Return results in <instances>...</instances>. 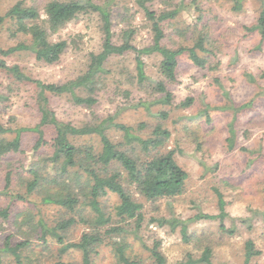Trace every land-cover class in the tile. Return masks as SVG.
<instances>
[{
    "label": "trees",
    "instance_id": "trees-1",
    "mask_svg": "<svg viewBox=\"0 0 264 264\" xmlns=\"http://www.w3.org/2000/svg\"><path fill=\"white\" fill-rule=\"evenodd\" d=\"M31 1L17 0L4 13L0 12V36L5 27L11 38H21L13 46L0 47V71L7 74L11 83L30 84L36 89L39 114L38 122L31 127L10 126L0 121V195L8 198L5 205H0V221L10 224L12 219L25 227L19 229L24 232L18 239H13L11 232L4 234L0 243V264H32V255L36 261L41 260L37 256L41 250L53 256L49 258L50 264H95L101 247L108 248L115 264H138L140 261L136 259L129 238L139 237L138 231L145 220L143 202L173 199L187 189L189 173L176 159L174 150L165 148L170 130L158 121L147 134L141 133L145 124L128 125L116 121L114 115L76 125L57 118L51 109L49 95L67 94L73 104L92 108L102 89L105 62L112 56L132 52L136 84L155 94L153 100L138 103L187 108L193 99L186 97L175 104L169 87L178 81L180 68L185 63L200 72L217 67L218 61L214 62L212 51L207 47L209 36L203 29H193L190 45L181 42L170 45L174 34L185 35L190 28L187 25L170 31L171 19L177 17L182 7L177 3L170 8V0H133L143 12L152 35L151 43L143 47L132 43L135 33L132 27L120 30L119 43L113 41L111 16L117 0ZM161 1L165 5L156 7ZM228 1L233 10H241L243 0ZM257 1L259 11L255 23L245 29L258 32L261 43L264 39V0ZM192 3L195 6L197 0ZM89 13L99 16L101 48L89 54L87 67L79 75L61 83L43 82L25 74L19 65H9L3 59L15 52L29 51L39 62L57 63L68 42L55 39L53 35L80 14ZM152 53L160 57L156 81L148 77L142 58ZM7 99L8 96L0 91V104ZM169 112L168 108L154 114L165 120ZM48 130L52 131L51 135H47ZM25 132H34L37 136L28 149L22 146ZM228 134L227 146L232 149L235 144L233 123L229 124ZM213 189L218 213L199 212L194 218L217 220L218 232L233 236L235 227H226L223 222L227 216L226 202L222 193ZM17 202L23 206L16 207ZM149 221L157 226H174L179 222L164 217H150ZM242 221L250 226L248 220ZM181 234L188 239L185 224L181 226ZM32 237L41 243L33 245ZM35 246L40 247L39 251ZM143 247L151 264H167L160 241ZM212 253L213 248L207 243L199 257L187 254L175 264H213ZM261 254L253 239L248 238L243 244L241 264H249ZM64 257L65 260L61 259Z\"/></svg>",
    "mask_w": 264,
    "mask_h": 264
},
{
    "label": "rangeland",
    "instance_id": "rangeland-1",
    "mask_svg": "<svg viewBox=\"0 0 264 264\" xmlns=\"http://www.w3.org/2000/svg\"><path fill=\"white\" fill-rule=\"evenodd\" d=\"M16 1L2 0L0 12L4 13ZM177 3H181L182 7L177 17L171 19L170 31L187 25L190 28L185 35L174 34L170 45L179 42L190 45L192 30L203 29L209 36L207 47L212 51V58L214 62L218 61L217 67L208 71L200 72L186 63L180 68L178 81L169 89L174 94L175 104L191 97V106L174 108V105L139 104V101L153 100L155 94L136 84L132 52L112 56L105 62L102 89L92 108L73 104L67 94L49 95L50 106L58 119L76 125L114 115L116 121L128 125L142 122L145 128L141 133L147 134L158 121L170 130L165 148L174 150L176 159L189 173L187 189L173 199L144 201L136 195L144 201L145 214L138 231L139 237L129 238L136 259L140 261L138 264H151L143 245L152 246L154 241H160V250L167 264L184 260L187 254L199 257L207 243L213 248V264H241L243 244L248 238L253 239L262 252L249 264H264V39L260 43L258 32L245 29L255 23L259 2L243 0L239 11L233 10L228 0H197L195 6L192 0H170V8ZM164 5L162 1L156 3V7ZM111 21L114 42H120L118 35L121 29L132 27L135 29L134 45L143 47L151 43L147 20L133 0H117L112 8ZM100 25L99 16L89 13L80 14L61 28L53 38L65 39L68 46L55 64L39 62L29 51L15 52L3 59L9 65H19L25 74L34 79L64 82L82 73L89 62V54L100 50ZM20 39L11 38L4 27L0 47L6 49ZM142 58L148 77L152 81L158 80L160 57L152 53ZM0 91L8 96L0 104L2 123L31 127L38 122L36 89L32 85L11 83L7 74L0 71ZM168 108L170 112L165 120L154 114ZM250 118L251 122H248ZM232 123L235 144L231 149L226 138ZM51 134L52 131L48 130L47 135ZM36 138L34 132H25L22 136L23 148L28 149ZM214 187L222 193L226 202L227 216L223 222L226 227H235L233 236L220 234L217 220L194 218L199 212L218 213ZM110 199L113 201L114 197ZM7 201V197L0 195V205H5ZM21 206V202H17L16 207ZM150 217L173 218L179 222L174 226H157L149 221ZM242 219L248 220L250 226ZM10 221V224L0 221V243L8 232L14 235L13 239L20 238L24 232L19 230H24V226L12 222V219ZM182 224L186 225L187 240L181 234ZM80 232L81 228L76 231V237ZM31 241L33 245L41 243L36 237H32ZM35 249L39 251L40 247L35 246ZM41 251L37 255L41 260L36 261L32 255V264H50L53 256L49 257L46 250ZM61 259L65 260V257ZM94 262L115 264L108 248L104 247H101Z\"/></svg>",
    "mask_w": 264,
    "mask_h": 264
}]
</instances>
